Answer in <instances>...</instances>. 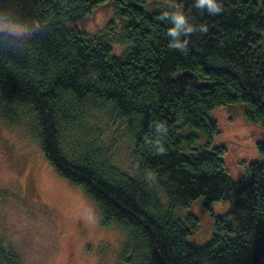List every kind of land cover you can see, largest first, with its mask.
<instances>
[{
  "label": "trees",
  "instance_id": "16d2710c",
  "mask_svg": "<svg viewBox=\"0 0 264 264\" xmlns=\"http://www.w3.org/2000/svg\"><path fill=\"white\" fill-rule=\"evenodd\" d=\"M104 1L0 0V22L28 30L0 32L1 118L26 123L56 173L98 205L103 227L143 242V264H264V158L232 180L211 118L241 102L264 128V0H171L178 14L118 0L119 32L114 19L96 34L64 26ZM114 42L126 45L121 56L111 54ZM98 105L130 128L135 172L114 165L90 120ZM201 197L207 210L230 207L197 245L188 240L197 219L176 208ZM15 263L0 240V264Z\"/></svg>",
  "mask_w": 264,
  "mask_h": 264
},
{
  "label": "rangeland",
  "instance_id": "374dc122",
  "mask_svg": "<svg viewBox=\"0 0 264 264\" xmlns=\"http://www.w3.org/2000/svg\"><path fill=\"white\" fill-rule=\"evenodd\" d=\"M118 0H105L91 15L65 27L76 26L81 31L96 34L103 31L112 19L120 31L116 8ZM142 5V0H128ZM145 10L171 8L175 14L182 7L171 0H143ZM261 3L262 0H255ZM170 6V7H169ZM0 32L14 37L26 35L20 25L0 22ZM111 54L121 56L123 43L111 44ZM196 85L205 84L195 78ZM90 120L102 132L114 165L127 172H135L133 141L130 128L113 117L109 108L90 109ZM218 126L214 147H224L223 161L226 175L234 181L244 177L252 162L261 161L258 144L264 143V128L249 121L244 103L228 104L211 111ZM91 120V121H92ZM46 161L39 142L26 123L9 126L0 116V240L16 256L15 264H143L148 251L143 245L130 243L128 233L106 228L100 222L98 205L78 186L60 177ZM163 205H168L164 190L149 179ZM204 197L189 206L176 208V215L185 221L189 215L197 219L191 230L190 242L204 245L215 234L213 219L229 211L227 201L216 202L211 210L204 208Z\"/></svg>",
  "mask_w": 264,
  "mask_h": 264
}]
</instances>
